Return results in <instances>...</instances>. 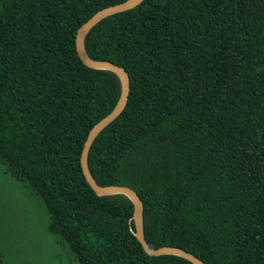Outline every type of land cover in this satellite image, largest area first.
<instances>
[{"label":"trees","instance_id":"1","mask_svg":"<svg viewBox=\"0 0 264 264\" xmlns=\"http://www.w3.org/2000/svg\"><path fill=\"white\" fill-rule=\"evenodd\" d=\"M122 1L0 0V164L79 264H194L148 254L129 197L96 194L81 169L121 81L85 65L75 36ZM83 45L130 78L125 108L90 146L93 180L138 193L150 248L264 264V0H142Z\"/></svg>","mask_w":264,"mask_h":264},{"label":"rangeland","instance_id":"2","mask_svg":"<svg viewBox=\"0 0 264 264\" xmlns=\"http://www.w3.org/2000/svg\"><path fill=\"white\" fill-rule=\"evenodd\" d=\"M47 224L40 200L0 164L1 264H79L67 246L47 231Z\"/></svg>","mask_w":264,"mask_h":264},{"label":"water","instance_id":"3","mask_svg":"<svg viewBox=\"0 0 264 264\" xmlns=\"http://www.w3.org/2000/svg\"><path fill=\"white\" fill-rule=\"evenodd\" d=\"M142 0H124L122 2L104 7L96 11L89 19H87L83 24L80 25L76 32L75 36V48L78 56L82 60V62L92 68H106L115 71L121 81V90L119 98L113 107V109L107 113L104 117H102L98 122H96L91 129L89 130L87 137L84 141L81 155H80V165L83 172V175L86 181L89 183L94 192L98 195L104 194H112V193H124L126 194L133 204V222L135 227V236L138 241L141 243L144 250L150 255H161L166 253L177 254L183 257H186L194 264H205L201 259L192 253L176 246L172 245H163L157 248H150L145 239H144V231H143V220H142V204L139 198L138 193L131 187L127 185L120 184H97L89 171L88 168V152L90 146L95 138V136L99 133V131L105 127L109 122L115 119L125 108L128 95L130 91V78L127 70L107 59H94L91 58L85 51L83 40L88 32V30L94 26L97 22L104 19L107 16L112 14L127 10L131 7L136 6Z\"/></svg>","mask_w":264,"mask_h":264}]
</instances>
